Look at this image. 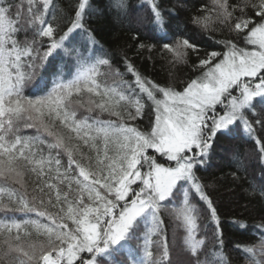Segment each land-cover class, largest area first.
<instances>
[{
  "label": "snow or ice",
  "instance_id": "6c2138e0",
  "mask_svg": "<svg viewBox=\"0 0 264 264\" xmlns=\"http://www.w3.org/2000/svg\"><path fill=\"white\" fill-rule=\"evenodd\" d=\"M212 5L189 18L209 50L164 0H0V264H174L165 213L188 264H230L204 173L239 133L260 178L238 153L217 179L264 204V0ZM110 9L132 41L119 60L87 24ZM156 56L195 75L149 78L134 57ZM253 234L236 250L264 264V216Z\"/></svg>",
  "mask_w": 264,
  "mask_h": 264
},
{
  "label": "trees",
  "instance_id": "16d2710c",
  "mask_svg": "<svg viewBox=\"0 0 264 264\" xmlns=\"http://www.w3.org/2000/svg\"><path fill=\"white\" fill-rule=\"evenodd\" d=\"M65 3H70L72 0H64ZM98 6H107L111 0H93ZM134 8L140 7V0H128ZM230 3L236 0H229ZM166 7H175L179 16L181 28L187 25V35L193 37L203 48L211 49L214 44V38L211 34L201 32L190 23V16L194 10H209L214 11L212 0H182V3H177V0H164ZM88 26L94 30L96 39L103 45L104 49L109 51L113 57L119 60L123 54L126 44L131 43L130 35L125 26H122L116 16L114 10H109L104 15L93 14L87 19ZM146 31V30H145ZM221 33H215V36H220ZM129 55L132 54L131 49H127ZM96 51V55H100ZM155 56V51L153 52ZM137 60V67L144 72L149 78L155 79L161 83L174 82L175 86L183 87L184 81L194 73L188 70L187 65H178L175 69L174 78L170 76L168 64L156 56L154 60H145L143 57H134ZM192 59H195L192 57ZM39 82L37 78L33 84L26 89L27 92ZM145 122L148 117L145 116ZM27 133H34V130H25ZM217 155L214 157V163L219 167H213L204 173V179L213 187L209 188L211 197L217 208L219 216V226L223 236V252L229 260L230 264H246L244 258L236 250V245L252 244L258 242V237L255 236V226L260 223L261 216H264V204L260 203V198L257 196H249L247 190L229 184L227 181L218 180L221 168H228V159L221 157L232 158L236 154H240L244 165L248 168L249 176L255 177L258 181L260 178V170L253 168L256 163L254 146L240 136L239 133H234L232 136L221 138L216 146ZM202 204V202H200ZM240 222H245L248 227L241 228L238 225ZM201 231L198 238H204L206 243L212 245V229L207 220H200ZM165 225L168 230V238L170 242V254L174 264H188V256L182 249L183 229H176L175 222L171 220L165 213ZM175 232V238H174ZM264 259V257H258Z\"/></svg>",
  "mask_w": 264,
  "mask_h": 264
}]
</instances>
